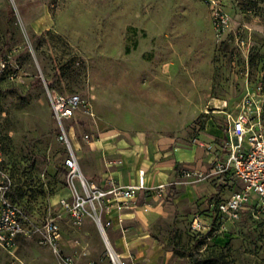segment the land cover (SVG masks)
<instances>
[{
    "label": "rangeland",
    "instance_id": "obj_1",
    "mask_svg": "<svg viewBox=\"0 0 264 264\" xmlns=\"http://www.w3.org/2000/svg\"><path fill=\"white\" fill-rule=\"evenodd\" d=\"M248 2L0 0V183L10 184L29 232L12 247L0 244V264H68L66 256L73 264H113L94 217L78 225L61 206L68 197L59 193L69 186L67 152L52 93L78 92L93 112L70 129L82 172L99 186L98 152L89 144L105 132L139 135L146 143L163 134L172 145L209 142L221 150L224 101L235 108L247 85H264V2L251 9ZM48 19L50 27H38ZM202 181L176 170L167 196H139L150 207L162 202L159 216L131 227L145 226L168 251L169 263L264 264V214L228 220L211 204L224 194L184 197L187 184ZM196 213L206 224L199 231L192 227ZM47 217L61 226L57 251L42 241ZM129 227L123 220L121 230ZM124 258L145 264L135 252Z\"/></svg>",
    "mask_w": 264,
    "mask_h": 264
},
{
    "label": "built area",
    "instance_id": "obj_2",
    "mask_svg": "<svg viewBox=\"0 0 264 264\" xmlns=\"http://www.w3.org/2000/svg\"><path fill=\"white\" fill-rule=\"evenodd\" d=\"M223 105L227 135L221 150L212 143L206 144L208 149L214 151L211 168L204 172L183 167L181 176L193 181L215 177L222 185H235L232 193L218 201L214 208L228 220H239L244 213L258 217L264 214V85L260 81L252 86L247 85L235 108L228 109L227 101H224ZM51 108L57 124L58 138L67 152L65 167L69 187L72 189L71 197L60 200L61 206L70 212L78 225H82L88 215L93 216L102 234L106 236L112 263L127 264L124 256L111 245L107 237L106 226L112 224L107 213L112 210L123 212L131 206L132 200L140 190L151 191L158 197L165 196L169 183L148 186L143 169L139 172L137 182L121 184L112 176L107 177L105 185L99 186L90 182L80 167L70 126L73 122H80L84 117L93 115V112L78 92L52 93ZM89 137V134H84V139ZM111 161L121 162L122 159ZM77 182L80 183L81 191ZM9 189V183H0V244L5 247L14 246L21 236L29 233L26 214L10 198ZM192 227L198 231L206 227L200 213L194 215ZM39 229L42 232V241L57 251L62 236L58 220L47 217ZM65 260L68 264H73L71 257L66 256Z\"/></svg>",
    "mask_w": 264,
    "mask_h": 264
},
{
    "label": "crops",
    "instance_id": "obj_3",
    "mask_svg": "<svg viewBox=\"0 0 264 264\" xmlns=\"http://www.w3.org/2000/svg\"><path fill=\"white\" fill-rule=\"evenodd\" d=\"M39 18H43V16L41 15ZM51 24V19L50 21L48 19L44 24L38 27L44 29L50 27ZM222 135L226 137V129L222 130ZM173 141L172 137L163 134H160V138H154L146 143L142 141L139 135L123 134L119 136L116 130L103 133L96 140L90 141L89 144L92 150L98 152L97 168L95 171L99 177L103 179L101 185H105L108 176H112L121 184L137 182L141 169L145 170L147 185L153 186L168 182L176 175V170L181 171L183 167L196 168L204 172L211 168L214 159L212 157L214 151H207V147L203 144L204 142L183 146L172 145ZM213 145H216V143ZM206 152H208L209 155H206ZM104 155H109L111 158L106 157L104 160ZM116 158H121L122 161H111ZM88 173L90 174V172ZM201 184H206L208 186L206 192L197 189ZM235 188V185L231 184L229 186H224L220 184L217 178L209 177L195 185L191 183L187 184L183 189V195L184 197L194 200L201 194L204 195L201 200L203 201L210 197H216V194L219 192L224 194L225 197H228ZM71 191L72 190L68 186L63 188L59 193L68 194L69 196ZM143 192H150L148 195L156 200L157 196L153 192L140 190L136 198L132 200L131 206L126 208L123 212L112 210L107 213V216L112 220L113 224L109 234L107 233L109 242L124 257L135 252L137 255L136 260H145V264H189L186 260L177 263H169L168 259L170 256L168 251L159 241L151 236L150 232L145 229V226H140V229L131 227L133 223H142L145 225L152 223L155 218L159 216L163 208L162 202L151 207L142 203V201L139 200V196ZM214 202V200L211 202L213 206L212 209L215 205ZM121 217H123L125 225L130 226L126 230H121ZM95 244L96 247L100 248L98 239L95 240Z\"/></svg>",
    "mask_w": 264,
    "mask_h": 264
},
{
    "label": "trees",
    "instance_id": "obj_4",
    "mask_svg": "<svg viewBox=\"0 0 264 264\" xmlns=\"http://www.w3.org/2000/svg\"><path fill=\"white\" fill-rule=\"evenodd\" d=\"M264 2V0H249L248 2V8H254L256 7L259 3Z\"/></svg>",
    "mask_w": 264,
    "mask_h": 264
},
{
    "label": "bare ground",
    "instance_id": "obj_5",
    "mask_svg": "<svg viewBox=\"0 0 264 264\" xmlns=\"http://www.w3.org/2000/svg\"><path fill=\"white\" fill-rule=\"evenodd\" d=\"M144 170V169H143ZM145 182H146V180H145ZM147 184V183H146ZM72 195V194H71ZM70 195V196H71ZM69 197V196H68ZM117 211H119V210H117ZM120 212V211H119ZM105 237V240H106V242L108 243V241H107V239H106V236H104ZM107 237H108V235H107ZM108 239H109V237H108Z\"/></svg>",
    "mask_w": 264,
    "mask_h": 264
}]
</instances>
